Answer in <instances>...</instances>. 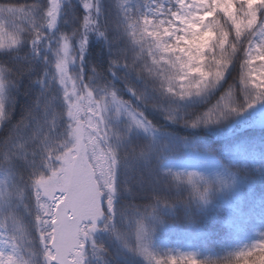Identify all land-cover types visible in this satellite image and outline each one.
Listing matches in <instances>:
<instances>
[{"label": "trees", "instance_id": "1", "mask_svg": "<svg viewBox=\"0 0 264 264\" xmlns=\"http://www.w3.org/2000/svg\"><path fill=\"white\" fill-rule=\"evenodd\" d=\"M84 2L59 0L57 18L49 29V0H0V5L14 4L34 13L32 20L17 22L22 29L15 32L19 46L0 50V70L7 84L0 167L2 158L11 155L2 166L10 181L0 197V226L18 246L25 264H48L32 182L37 173L48 170L40 157L16 156L10 147L19 131L38 118L41 106L60 112L58 132L64 136L67 108L54 64L66 42L72 57L68 71L79 86L88 89L97 84L114 92L156 130L154 136L127 134L115 144L108 189L111 211L102 210L103 220L85 239L82 256H88L89 264H148L137 250L139 228L141 236L188 239L210 255L200 264H234L230 246L237 236L230 220L236 216L235 207L240 204L250 220L262 217L264 222V125L257 106L264 90L244 82L249 40H241L227 55L219 77L205 78L198 89L181 98L178 83L172 91L167 87L165 75L171 69L165 60L171 54L159 52L151 37L137 42L129 26L147 16L151 4L155 11L150 16L160 19L156 9L174 10L173 2L87 0L89 9ZM0 20L14 32L6 17ZM259 20L263 26L264 13ZM153 56L164 59L154 65ZM198 75L190 74L192 79H200ZM192 152L212 156L222 178L188 185L163 171L167 161Z\"/></svg>", "mask_w": 264, "mask_h": 264}, {"label": "snow or ice", "instance_id": "2", "mask_svg": "<svg viewBox=\"0 0 264 264\" xmlns=\"http://www.w3.org/2000/svg\"><path fill=\"white\" fill-rule=\"evenodd\" d=\"M47 27L51 29L57 18L58 0H49ZM83 7L91 5L85 0ZM6 10L0 17H6L14 32L4 30L0 20V48L15 46V32L21 31L18 21L28 14L18 5H0ZM165 18L153 19L144 16L129 26L133 38L139 42L143 37H151L154 46L161 53L171 54L165 60L171 72L165 75L169 91L179 84L182 95L198 89L204 79L219 77L226 66L227 55L236 51L241 40H249L245 49L244 82L257 90H264V26L260 23L264 13V0H175V9L166 13L157 8ZM86 23L89 22L85 17ZM30 23V21H29ZM234 33V36H233ZM39 39V33L35 34ZM83 47V45H81ZM187 49V50H186ZM211 53V58L209 57ZM151 55V52H150ZM72 57L69 45L64 42L54 64L58 84L62 88L67 103L66 115L70 119L64 133L65 140L50 141L46 135L42 141L41 165L47 173H37L33 177L39 215L36 220L41 225L40 240L44 244V257L48 264H82L84 241L95 229L97 218L102 210L111 211V201L104 209L102 190L112 187V165L115 163L110 149L102 147L101 126L103 112L107 104L105 97L96 98L92 91L81 87L68 71ZM161 59L152 57V63L159 65ZM195 66H193V62ZM260 61L259 65L255 64ZM198 73L200 79H192L190 74ZM3 84L0 82V89ZM112 102L115 97H112ZM70 141V147L66 143ZM73 149L81 150L82 159L72 158ZM107 162L103 175L90 172L83 155ZM53 160L56 162L53 164ZM95 169L96 165L92 164ZM141 229L136 232L137 250L155 261V264H178L174 257L167 260L151 256L146 249L139 247ZM189 264H196L191 257ZM0 264H15L12 256L0 255ZM234 264H264V241L253 248L238 253Z\"/></svg>", "mask_w": 264, "mask_h": 264}, {"label": "rangeland", "instance_id": "3", "mask_svg": "<svg viewBox=\"0 0 264 264\" xmlns=\"http://www.w3.org/2000/svg\"><path fill=\"white\" fill-rule=\"evenodd\" d=\"M175 4V0H163L164 4L169 2ZM59 2V0H58ZM165 13L164 9L161 8ZM28 14V18L31 20L34 18V13L31 10H24ZM154 4H151L145 12V15L150 16L154 13ZM167 12V11H166ZM157 17L165 18L161 12L156 11ZM150 18H153L150 16ZM25 20V19H24ZM264 26V22H263ZM5 31L12 33L10 30L4 28ZM17 37V36H16ZM19 46V40L17 38V43L15 46H5L0 48V50L12 49ZM256 61L255 64L259 65ZM68 67V66H67ZM58 78H55V80ZM0 82H2L3 87L0 89V126L2 124V117L4 114V104L5 96L7 91V84L4 81V74L0 70ZM92 91L94 97L100 98L105 97L107 100L106 107L103 112V124L101 126L102 136V147L110 149L113 153L115 144L125 137L127 134L136 133L143 134L147 136H154L156 130L146 122L140 115H138L133 108H131L126 102L121 100L114 92L108 91L97 84H91L88 88ZM180 91V90H179ZM115 97V103L112 102V97ZM181 98H187L186 95H182L180 91ZM259 112L260 123L264 125V97L263 99H258L257 103ZM67 108V103H66ZM53 106L50 108H42L39 113L38 118L31 125H28L23 129L22 132L19 131L16 138L14 139L10 151L12 154L21 157H40L43 155V144L42 141L47 135L50 141L59 142L65 140L62 133L58 130L61 127V114L59 111L55 110ZM67 112V110H66ZM65 120L67 125L70 123V119L65 115ZM71 142L66 143V147H70ZM72 158L74 160H81L82 154L81 150L73 149L71 152ZM114 156V155H113ZM11 155H6L2 158V166L10 160ZM84 162L87 164L90 172L103 175L105 163L95 157L91 158V163H88L89 157L87 154L83 155ZM56 162L53 160V164ZM92 164L96 165V168H92ZM0 167V197L6 191L7 185L10 181V174L8 169ZM165 173L175 176L179 182L188 185L203 184L210 182L211 180L221 179V171L219 170L218 164L214 158L210 155L192 152L185 157L180 159L169 160L162 166ZM112 172V171H111ZM235 185H240L241 183L237 181ZM238 194V193H237ZM101 197L104 202V206L108 208L109 200L111 194L108 188L105 187L101 192ZM237 200L240 203V195L237 196ZM234 213L235 218H231L233 227L236 231V241L230 246V252L235 256L242 252L253 248L257 243L264 241V222H262V217L256 218V220H250L247 215H244L240 204L235 207ZM252 214L254 212L252 211ZM102 214L97 218L96 224L102 222ZM95 230H92L89 235L93 236ZM88 235V236H89ZM140 248L146 249L151 256L158 259L167 260L168 257H174L178 264L182 258L191 257L196 261V264H200L201 260L208 259L210 257L205 251L200 247L195 246L188 239L183 240L180 237L175 238L165 236L163 238H152L147 235L141 236ZM140 256L148 263L155 264V261L147 258L142 251H139ZM0 255L4 257L12 256L15 264H25L23 258L20 254V250L16 243L11 240L6 234L4 228L0 226ZM88 256H82V264L88 263ZM182 264H189L187 259H183Z\"/></svg>", "mask_w": 264, "mask_h": 264}, {"label": "clouds", "instance_id": "4", "mask_svg": "<svg viewBox=\"0 0 264 264\" xmlns=\"http://www.w3.org/2000/svg\"><path fill=\"white\" fill-rule=\"evenodd\" d=\"M6 10H4V9H0V13H2V12H5ZM167 71V70H166Z\"/></svg>", "mask_w": 264, "mask_h": 264}]
</instances>
